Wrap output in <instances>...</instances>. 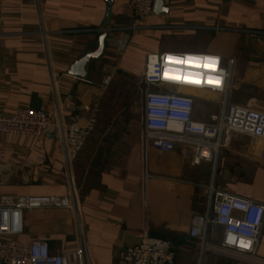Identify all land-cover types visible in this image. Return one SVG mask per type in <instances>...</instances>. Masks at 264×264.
I'll return each instance as SVG.
<instances>
[{"label":"crops","instance_id":"obj_1","mask_svg":"<svg viewBox=\"0 0 264 264\" xmlns=\"http://www.w3.org/2000/svg\"><path fill=\"white\" fill-rule=\"evenodd\" d=\"M127 2L0 0V115L42 107L51 119L40 138L0 136V195L66 203L25 211L18 240L46 241L52 254L82 247L87 264H121L119 253L147 234L170 242L174 264H250L201 253L189 229L193 216L206 213L210 185L264 201V138L228 135L215 165H195L184 146L160 153L143 143L142 99L134 132H110L114 121L103 126L100 110L114 73L131 81L133 97L147 56L171 52L215 55L230 68L226 94L202 90L203 81L166 79L194 98L196 122H209L224 102L264 112V0H156L140 22ZM105 28L106 51L92 64L88 80L67 75ZM92 118V131L68 163L63 134L66 139L72 125L85 129ZM218 233L207 241L217 243ZM257 256L264 261V228Z\"/></svg>","mask_w":264,"mask_h":264},{"label":"built area","instance_id":"obj_2","mask_svg":"<svg viewBox=\"0 0 264 264\" xmlns=\"http://www.w3.org/2000/svg\"><path fill=\"white\" fill-rule=\"evenodd\" d=\"M156 0H128L127 8L137 22L149 17ZM137 24H132L136 30ZM169 57L173 60L169 61ZM189 57L194 65L207 63L206 57L215 61L214 69L200 70L185 66ZM185 61V65L175 64ZM231 65V62H230ZM169 76L203 81L202 90L226 94L230 68H225L220 57L211 54L171 53L150 54L140 77L139 88L143 95L142 141L160 153H170L177 146L192 150V163L216 164L228 135H246L264 138V112L225 103L222 110L209 122L193 119L194 98L183 93L182 85L164 78ZM204 74V75H203ZM209 77L213 83H208ZM219 81L216 86L215 81ZM201 85V83H199ZM60 113L58 112V115ZM95 119L85 129L72 125L63 142L68 163L82 147ZM51 124L45 109L21 107L10 114L0 115V136L14 134L40 138ZM58 125L63 129L60 117ZM207 210L204 215L191 219L189 237L200 240V250L240 257L250 264H264L257 256L264 228V201L221 192L213 185L206 189ZM65 201L48 196L0 195V264H87L85 252L78 250L52 254L46 241L20 242L23 233V213L28 210L60 207ZM219 231V240L210 244L207 238ZM242 243L247 247H242ZM121 264H174L175 254L170 242L143 235L141 242L119 253Z\"/></svg>","mask_w":264,"mask_h":264},{"label":"rangeland","instance_id":"obj_3","mask_svg":"<svg viewBox=\"0 0 264 264\" xmlns=\"http://www.w3.org/2000/svg\"><path fill=\"white\" fill-rule=\"evenodd\" d=\"M106 86H107L106 88L108 89L107 94H109V97L104 95L105 97L103 98V100H105V102L102 100V111L100 110V115L103 118L101 122L104 123L102 125L105 126V124L109 122V120H111V122L113 121L114 122L111 126H109L110 132L111 131L114 133L134 132L137 127L136 121L138 118V112L140 110V102H141L140 88L138 90L136 89L137 91L135 90L136 94L135 95L133 94L134 96L132 97V93H130L132 90V87H130L131 81L127 79L125 76H122L117 73L113 74V76L111 77L110 81H108V84ZM128 105H129V108L127 109L128 114L126 115L124 109L125 106L128 107ZM118 115L121 118L123 117L124 119L118 120ZM76 224H77V232L79 234L80 231L79 216H76Z\"/></svg>","mask_w":264,"mask_h":264},{"label":"water","instance_id":"obj_4","mask_svg":"<svg viewBox=\"0 0 264 264\" xmlns=\"http://www.w3.org/2000/svg\"><path fill=\"white\" fill-rule=\"evenodd\" d=\"M108 25L109 13L104 26L107 27ZM107 37L108 30L105 28L98 36L96 47L94 49L87 50L80 58H78L68 70L67 75L83 81L88 80L92 64L98 62L105 54ZM141 99L143 100V95H141Z\"/></svg>","mask_w":264,"mask_h":264},{"label":"snow or ice","instance_id":"obj_5","mask_svg":"<svg viewBox=\"0 0 264 264\" xmlns=\"http://www.w3.org/2000/svg\"><path fill=\"white\" fill-rule=\"evenodd\" d=\"M168 59H169V61H172L173 60L172 57H169ZM205 60L207 61L206 64H204V65L196 64V66L214 69L215 61L212 58H210V57H206ZM176 62L177 63H185V61H182V60L181 61H176ZM187 63L192 64L193 63V58L192 57H189ZM164 78L165 79H178V77L169 76L167 72H165ZM186 82H188V83H200V81L197 80V79H189ZM208 83H213V80H212L211 77H209ZM215 84H216V86H219V81L218 80L215 81ZM241 246L242 247H247V245H244L243 243H242Z\"/></svg>","mask_w":264,"mask_h":264},{"label":"trees","instance_id":"obj_6","mask_svg":"<svg viewBox=\"0 0 264 264\" xmlns=\"http://www.w3.org/2000/svg\"><path fill=\"white\" fill-rule=\"evenodd\" d=\"M106 96H108V97H109V94H106Z\"/></svg>","mask_w":264,"mask_h":264}]
</instances>
